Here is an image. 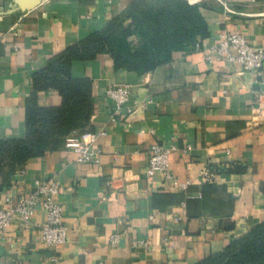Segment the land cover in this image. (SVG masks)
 Segmentation results:
<instances>
[{
	"label": "crops",
	"instance_id": "0c3cea01",
	"mask_svg": "<svg viewBox=\"0 0 264 264\" xmlns=\"http://www.w3.org/2000/svg\"><path fill=\"white\" fill-rule=\"evenodd\" d=\"M190 1L210 27L202 49L174 50L144 72L116 67L109 53L73 62L75 77L93 81L96 107L86 130L106 131L96 160L79 161L64 139L0 176V208L15 206L36 179L59 183L56 200L69 226L57 248L62 264H197L264 212V66L206 57L224 31L264 48V0ZM130 2L0 0V139L25 136L33 76L49 57L124 17ZM120 83L131 85L133 113L107 96ZM39 101L59 105L62 96L51 89ZM155 142L178 147L170 170L190 181L187 188L159 172L147 175ZM45 218L39 203L28 224L16 219L0 233V264H49L55 248L41 239Z\"/></svg>",
	"mask_w": 264,
	"mask_h": 264
},
{
	"label": "trees",
	"instance_id": "16d2710c",
	"mask_svg": "<svg viewBox=\"0 0 264 264\" xmlns=\"http://www.w3.org/2000/svg\"><path fill=\"white\" fill-rule=\"evenodd\" d=\"M209 36L210 27L198 3L159 0L138 12L131 1L124 17L116 16L104 28L64 47L34 73L25 136L0 139V176H8L29 159L56 148L70 133L86 130L96 107L93 81L73 75L74 61L109 53L116 67L144 72L168 61L174 50L193 47ZM51 89L60 93L62 102L40 104L41 92ZM197 264H264V212L245 234Z\"/></svg>",
	"mask_w": 264,
	"mask_h": 264
},
{
	"label": "built area",
	"instance_id": "2783aa9c",
	"mask_svg": "<svg viewBox=\"0 0 264 264\" xmlns=\"http://www.w3.org/2000/svg\"><path fill=\"white\" fill-rule=\"evenodd\" d=\"M193 48L202 49V40L194 43ZM206 57L213 60L214 56L223 57L229 61H237L247 69H261L264 66V48L254 47L247 37L240 32L224 31L220 33L216 42L206 49ZM107 96L114 100L117 109H125L126 113L134 112V105L130 104L131 85L120 83L107 88ZM264 94H260L263 96ZM106 131H74L66 136V143L75 151L79 161H93L98 158L96 150L98 138ZM192 148L188 145L184 151ZM178 149L176 145L166 146L155 142L151 146L147 175L162 173L173 184L187 188L190 181H180L171 172L170 153ZM208 179V178H207ZM35 189L29 194H22L15 206L0 208V233L6 232L13 221L19 219L22 225L28 224L34 215L37 204L41 203L45 212V221L40 223L41 239L47 247L55 248L49 255V264H62L61 255L57 248L66 243L69 226L64 221L63 206L56 200L59 193V183L54 179H36ZM201 196V193H198ZM11 201V198H8ZM112 239L116 241L118 235Z\"/></svg>",
	"mask_w": 264,
	"mask_h": 264
},
{
	"label": "rangeland",
	"instance_id": "374dc122",
	"mask_svg": "<svg viewBox=\"0 0 264 264\" xmlns=\"http://www.w3.org/2000/svg\"><path fill=\"white\" fill-rule=\"evenodd\" d=\"M130 1L135 3L138 12H141L143 9L149 8L150 6L159 2V0H130ZM127 21H129V19ZM134 40L138 42L136 38H134Z\"/></svg>",
	"mask_w": 264,
	"mask_h": 264
},
{
	"label": "water",
	"instance_id": "95a60500",
	"mask_svg": "<svg viewBox=\"0 0 264 264\" xmlns=\"http://www.w3.org/2000/svg\"><path fill=\"white\" fill-rule=\"evenodd\" d=\"M24 3H27L26 1H24ZM24 3L22 2V4L20 5L21 7H23L24 6Z\"/></svg>",
	"mask_w": 264,
	"mask_h": 264
}]
</instances>
